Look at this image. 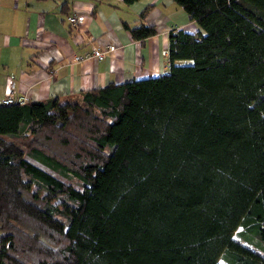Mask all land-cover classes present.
Returning a JSON list of instances; mask_svg holds the SVG:
<instances>
[{
	"label": "trees",
	"instance_id": "16d2710c",
	"mask_svg": "<svg viewBox=\"0 0 264 264\" xmlns=\"http://www.w3.org/2000/svg\"><path fill=\"white\" fill-rule=\"evenodd\" d=\"M173 1L164 73L0 104V264H264V0Z\"/></svg>",
	"mask_w": 264,
	"mask_h": 264
},
{
	"label": "crops",
	"instance_id": "0c3cea01",
	"mask_svg": "<svg viewBox=\"0 0 264 264\" xmlns=\"http://www.w3.org/2000/svg\"><path fill=\"white\" fill-rule=\"evenodd\" d=\"M146 6L142 22L155 32L141 45L122 22L138 24ZM77 13L83 18L72 27L66 17ZM172 27L200 30L173 0H0V99L10 76L13 96L36 101L164 73L168 61L160 50ZM104 44L113 49L103 58L84 55Z\"/></svg>",
	"mask_w": 264,
	"mask_h": 264
},
{
	"label": "built area",
	"instance_id": "2783aa9c",
	"mask_svg": "<svg viewBox=\"0 0 264 264\" xmlns=\"http://www.w3.org/2000/svg\"><path fill=\"white\" fill-rule=\"evenodd\" d=\"M83 15L80 13L77 14H70L66 17V20L68 22V24L72 27H76L78 25V23H80V21L82 20ZM113 49V45L112 44H104L102 47H96L93 46L90 49L89 53H85L84 55L90 54L92 56H94L96 59H101L104 57V55L107 52H110ZM160 53L164 56H166V49L163 48L160 50ZM12 76L9 77L8 79V92L7 94L0 99V104H8L11 102H22L24 99V96H13L10 89L12 86Z\"/></svg>",
	"mask_w": 264,
	"mask_h": 264
},
{
	"label": "rangeland",
	"instance_id": "374dc122",
	"mask_svg": "<svg viewBox=\"0 0 264 264\" xmlns=\"http://www.w3.org/2000/svg\"><path fill=\"white\" fill-rule=\"evenodd\" d=\"M27 159L34 163L35 165L39 166L40 168H42L43 170L49 172L50 174H52L53 176L57 177L58 179L64 181V182H68L69 180L61 175H59L57 172L53 171L52 169L48 168L47 166L43 165L42 163L38 162L37 160L27 157ZM235 239L239 240L242 244L248 246L250 249L258 252L259 254H261L262 256L264 255V253L260 250H258L255 246L245 242L244 240H242L241 238H239L235 233L232 235ZM218 262L220 264H231L230 262H228L224 257L220 256L218 258Z\"/></svg>",
	"mask_w": 264,
	"mask_h": 264
}]
</instances>
